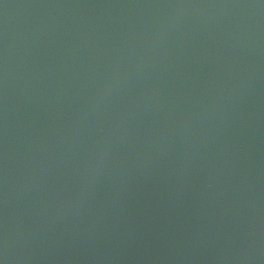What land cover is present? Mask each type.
Instances as JSON below:
<instances>
[{
  "label": "water",
  "instance_id": "water-1",
  "mask_svg": "<svg viewBox=\"0 0 264 264\" xmlns=\"http://www.w3.org/2000/svg\"><path fill=\"white\" fill-rule=\"evenodd\" d=\"M0 264H264V0H0Z\"/></svg>",
  "mask_w": 264,
  "mask_h": 264
}]
</instances>
